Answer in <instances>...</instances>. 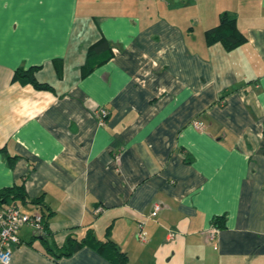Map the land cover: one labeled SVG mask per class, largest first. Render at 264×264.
Returning a JSON list of instances; mask_svg holds the SVG:
<instances>
[{
  "label": "crops",
  "instance_id": "obj_1",
  "mask_svg": "<svg viewBox=\"0 0 264 264\" xmlns=\"http://www.w3.org/2000/svg\"><path fill=\"white\" fill-rule=\"evenodd\" d=\"M224 11L232 49L205 37ZM32 67L52 89L16 75ZM16 183L49 227L21 225L11 264H264V0H0V190Z\"/></svg>",
  "mask_w": 264,
  "mask_h": 264
},
{
  "label": "trees",
  "instance_id": "obj_2",
  "mask_svg": "<svg viewBox=\"0 0 264 264\" xmlns=\"http://www.w3.org/2000/svg\"><path fill=\"white\" fill-rule=\"evenodd\" d=\"M206 41L208 44H213L215 42H222L227 49H232L238 45H241L247 41V37L239 30L237 26V16L235 13L230 11H224L220 15L219 23L206 30L205 32ZM111 45L105 40H100L89 47L87 62L85 64V69L90 68V64L92 61H95L98 57H101V53L111 55ZM109 55V56H110ZM107 59V56H106ZM105 59V60H106ZM105 60H100V62H104ZM35 69L34 67L30 68L28 71L23 69H18L16 71L17 76L28 78L33 85L37 89H52V87L47 83H40L35 77ZM26 190L24 183H16L12 187L4 188L0 190V206L3 203H18V201L24 202L26 200ZM12 201V202H11ZM35 203H40V199L33 200ZM43 214V213H42ZM219 227L220 224L218 222V218L215 222ZM49 222L46 219V216L43 214V226L48 229ZM87 242V239L78 243L77 246L84 244ZM114 248H116L114 246ZM75 248L69 249L67 252H63V254H71ZM117 253L119 255L120 264H125L128 260V255L125 252L117 249Z\"/></svg>",
  "mask_w": 264,
  "mask_h": 264
},
{
  "label": "built area",
  "instance_id": "obj_3",
  "mask_svg": "<svg viewBox=\"0 0 264 264\" xmlns=\"http://www.w3.org/2000/svg\"><path fill=\"white\" fill-rule=\"evenodd\" d=\"M109 116V111L105 107H101L97 110V117L101 125L106 124V120ZM194 126L198 129H202L205 125L200 120L194 121ZM161 209L160 204H155L152 211V215H156ZM103 210L99 207L97 211ZM23 224H29L37 230L44 228L43 226V214L40 211L33 213L25 212L22 206L17 203L5 204L0 206V264H11L13 257V245L20 242L19 228ZM220 227L213 223L204 232L208 236L210 242L216 240ZM138 238L145 242L147 241V232L145 230V222H139Z\"/></svg>",
  "mask_w": 264,
  "mask_h": 264
}]
</instances>
